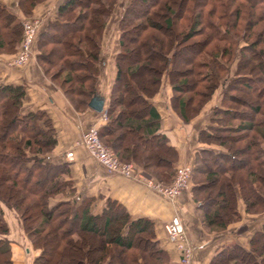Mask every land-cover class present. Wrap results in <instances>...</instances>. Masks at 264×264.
<instances>
[{"label": "trees", "instance_id": "obj_1", "mask_svg": "<svg viewBox=\"0 0 264 264\" xmlns=\"http://www.w3.org/2000/svg\"><path fill=\"white\" fill-rule=\"evenodd\" d=\"M42 1L17 0V6L32 15ZM117 1L61 0L55 18L38 31L37 61L77 110L92 108L99 94L105 28ZM188 7V24L178 32L175 17L186 18ZM119 27L101 138L121 159L168 183L179 154L158 130L161 114L152 98L167 78L173 108L189 121L220 89L221 105L199 137L224 150L199 151L193 198L210 229L241 218L239 192L248 212H263L264 0H132ZM22 31L21 17L0 0V52L17 50ZM26 93L24 82H0V200L40 250L34 264H176L150 217H133L114 198L95 213L96 197L77 193L70 162L50 156L58 143L53 118L45 109L25 110ZM9 233L0 205L1 264H13ZM211 264H264V223L249 248L227 244Z\"/></svg>", "mask_w": 264, "mask_h": 264}, {"label": "crops", "instance_id": "obj_2", "mask_svg": "<svg viewBox=\"0 0 264 264\" xmlns=\"http://www.w3.org/2000/svg\"><path fill=\"white\" fill-rule=\"evenodd\" d=\"M5 1L11 4L14 11H20L16 5L17 0ZM60 2L61 0H45L36 5L33 15L40 19L41 28L50 19L55 18ZM118 49V38L108 46L106 53L103 49L104 66L98 80L99 94L105 97L103 111L93 108L77 110L63 88L44 72L36 56L25 65L15 66L8 63L10 54L0 53V79L4 82L26 83L24 109L27 111L45 109L53 118L58 143L50 156L55 161L70 162V177L74 181L77 193L81 196L96 197L92 204L95 213L102 211L108 198H114L123 203L133 217H150L155 223L157 238L169 252L171 262L176 264L179 262L181 251L165 228L166 222L175 214L182 217L187 236L194 246L193 264H211L217 252L233 242L249 248L254 230L263 226L264 211L248 212L240 192L238 208L241 218L223 229H210L203 224L198 203L193 198V179L189 186L172 200L148 187L137 177L108 170L96 161L81 143L82 134L89 126L96 124L100 127L107 122L108 118L104 116V112L107 111L111 87L117 72L115 56ZM171 96V85L165 78L163 86L152 101L161 114L158 130L164 132L169 143L178 150L175 167L191 164L194 168L199 151L204 147L224 150L220 145L202 141L199 137L200 131L211 122L214 106L221 105V90L217 89L201 111L189 121H185L173 108ZM70 150L73 151L72 158L67 156ZM136 169L139 173L151 175L137 163ZM5 217L10 226L9 237L16 242L13 246L15 264H33L39 250L32 246L13 211L6 212Z\"/></svg>", "mask_w": 264, "mask_h": 264}, {"label": "built area", "instance_id": "obj_3", "mask_svg": "<svg viewBox=\"0 0 264 264\" xmlns=\"http://www.w3.org/2000/svg\"><path fill=\"white\" fill-rule=\"evenodd\" d=\"M40 20L26 19L23 22L22 40L17 53L11 63L22 66L29 62L35 55L34 44L38 32ZM107 117V112H104ZM81 143L87 148L89 154L108 170L126 176L141 179L148 187L169 199L175 200L190 184L193 175V166L184 164L176 169L172 181L166 183L156 179L152 175L139 173L134 161H126L120 158L113 147L108 145L100 136L99 126L92 124L82 134ZM72 158L73 151L67 152ZM169 237L175 241L181 251L178 264H193L194 246L187 236L185 223L179 214L173 215L165 224Z\"/></svg>", "mask_w": 264, "mask_h": 264}, {"label": "rangeland", "instance_id": "obj_4", "mask_svg": "<svg viewBox=\"0 0 264 264\" xmlns=\"http://www.w3.org/2000/svg\"><path fill=\"white\" fill-rule=\"evenodd\" d=\"M3 1H5V0H3ZM45 1V0H44ZM132 0H118L117 1V4H116V6H115V9H114V11L112 12V14L110 15V17L108 18V24H107V27L105 28V37H104V39H106V42H104L103 43V49H104V53H106L107 52V49H108V46H111V43L113 42V41H115L117 38H118V41H119V35H120V27H119V20H120V18H121V16H122V14H123V11H124V9H125V7L131 2ZM6 2V1H5ZM43 2V1H42ZM182 2V1H181ZM187 3L189 4V7H192V5H193V1H187ZM187 3H185V1H184V3H183V5H187ZM39 4V3H38ZM10 6H11V4H9ZM17 5V4H16ZM189 7L188 8H186V12H187V14H186V18L185 17H181V19H178V17H175V24H174V27H175V29L178 31V32H180V30H182L184 27H186L187 26V24H188V20H189V16H190V14H191V11H193V9H190L189 10ZM20 11L19 12H16L20 17H21V19H22V27H23V22L26 20V19H35V18H38V17H35L33 14L32 15H25L24 13H23V11L20 9V8H18ZM185 9V8H184ZM188 9V10H187ZM39 19V18H38ZM40 20V19H39ZM41 24H40V22H39V26H38V31H40L41 30ZM183 27V28H182ZM152 31H155V32H157V33H160V31L158 32V30H155V29H151ZM22 34H23V31H22ZM37 34H38V32H37ZM21 40H22V38H21ZM36 41H37V36H36V39H35V44H34V56H36V53H37V47H36ZM21 43V42H20ZM19 46H20V44L19 45H17V50H15V51H9V52H0V53H6V54H10V58H9V64H11V65H14V64H12L11 63V60L13 59V57H14V55L17 53V51H18V49H19ZM107 47V48H106ZM33 56V57H34ZM106 56V55H105ZM17 66V65H16ZM0 82H4V81H1V79H0ZM190 93H187L186 94V96L188 97V96H190L189 95ZM191 96H192V94H191ZM245 97H247V98H249V96H247V95H244ZM249 110V109H248ZM0 205L2 206V208H3V211H4V217H5V213L6 212H9V210H11V211H13L14 212V210L12 209V208H10L9 206H7L3 201H1L0 200ZM15 213V212H14ZM259 213V212H258ZM15 215H16V213H15ZM17 216V215H16ZM17 218H18V216H17ZM5 219H6V217H5ZM18 220H19V218H18ZM6 221H7V219H6ZM7 223H8V221H7ZM19 223H20V225H21V222H20V220H19ZM8 226H9V223H8ZM21 228H22V226H21ZM9 229H10V226H9ZM26 236H27V234L26 233H24ZM8 236V238L9 239H11L10 237H9V234L7 235ZM28 237V236H27ZM29 238V237H28ZM30 240V239H29ZM94 241H96L97 242V240H96V238H94L93 239ZM11 249H12V260H13V264H15V258L13 257V246H14V244L16 243L15 242V240H12L11 239ZM36 249V248H35ZM37 250H39V249H37ZM39 252H40V250H39ZM1 264V263H0ZM33 264H34V262H33Z\"/></svg>", "mask_w": 264, "mask_h": 264}, {"label": "water", "instance_id": "obj_5", "mask_svg": "<svg viewBox=\"0 0 264 264\" xmlns=\"http://www.w3.org/2000/svg\"><path fill=\"white\" fill-rule=\"evenodd\" d=\"M89 105L97 111H103L105 109V97L101 94H95L90 99Z\"/></svg>", "mask_w": 264, "mask_h": 264}]
</instances>
